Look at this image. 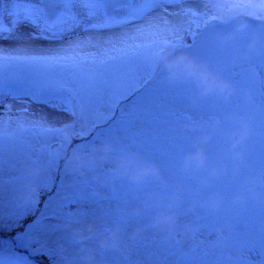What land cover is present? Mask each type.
<instances>
[{
    "label": "rangeland",
    "instance_id": "374dc122",
    "mask_svg": "<svg viewBox=\"0 0 264 264\" xmlns=\"http://www.w3.org/2000/svg\"><path fill=\"white\" fill-rule=\"evenodd\" d=\"M9 2L20 11L15 0ZM256 4L258 12H264V2ZM199 10L200 16L188 23L181 16L179 20L169 16L170 23H161L168 26L162 39L176 34L189 39L191 32L202 31L214 16L206 9ZM245 11L250 10L245 7ZM10 19L16 21L15 14ZM152 27L155 24L146 29ZM239 30L253 35L247 26ZM22 36L16 41L0 32V81L31 85L29 74L51 76L52 83L58 81L59 91L35 102L26 94L23 100L6 97L18 93L0 88V259L7 264L12 260L18 264H264V183L249 187L253 177L264 180V89L252 105L230 100L239 104L236 106L227 105L215 93L199 95L193 81H175L176 88L193 92L197 110L239 113L236 126L207 134L184 133L173 130L172 123L148 118L142 100L124 102L134 87L148 81L144 71L132 68L108 87L89 91V96L66 92L70 84L67 75L52 76L60 70L44 63L51 56L30 54L41 52L45 44L28 30ZM148 39L99 52L94 58H74L90 67L108 54L140 51L155 44ZM110 43L117 45V41ZM225 57L224 48H219L209 68L216 72L215 63ZM167 79L162 75L156 82L170 83ZM34 90L39 95L40 90ZM52 111L64 113L67 120H56ZM119 117L127 122L118 123ZM242 118L249 134L243 144L233 148ZM143 131L149 136H140ZM202 135L207 139L201 141ZM147 138L155 143L149 144ZM168 139L175 141L173 147H167ZM106 143L114 147V155L138 156L157 166L159 174L142 184L134 183L127 174H117L113 157L97 149ZM198 148L205 151L208 166L184 171L183 157ZM237 150H243L241 159L234 156ZM81 152L94 159L84 167H75L72 158ZM18 164L24 167L16 172L13 167ZM240 192L247 194L243 201L235 199ZM216 197L222 198V204L214 208L210 201ZM162 212L175 216L172 227H152ZM85 225L93 226L95 234L80 239L76 229ZM116 226L118 242L105 248L101 233ZM90 249L96 252L92 260L88 259Z\"/></svg>",
    "mask_w": 264,
    "mask_h": 264
},
{
    "label": "bare ground",
    "instance_id": "6f19581e",
    "mask_svg": "<svg viewBox=\"0 0 264 264\" xmlns=\"http://www.w3.org/2000/svg\"><path fill=\"white\" fill-rule=\"evenodd\" d=\"M118 1L123 5L127 17L133 20L132 26L134 29L124 30L127 27L125 19L121 18L110 9V5ZM128 1L133 4H143L145 2V0H110L109 2L104 0H15L17 5L25 8V11L18 14V22L12 21L5 16H1V23L4 27L3 33L9 37H20L27 30L42 31L45 29L46 24L44 19L36 14L37 11L56 16L61 20V26L57 30V34L58 36L65 38L66 41L64 40V42L56 43L43 40L41 42L45 44V49H41V52H31L30 54L42 53L52 55L54 58L51 65L57 66L60 71L68 72L67 76L69 77L70 84L67 85V90H70L71 93L73 91H79L80 94L89 96V91L96 90L99 87H108L113 80L121 78V74H124V69L135 67L144 71V75L148 76V81L142 82L132 89L131 96L128 99L129 101L136 103L138 100H142L145 103V109L151 112H154L151 109L152 105H161L159 107L162 109H164V107L184 108L185 105H187L197 115L222 118L223 121L227 120L224 117L225 113L218 109H212L209 111L197 110L195 108V99L192 91L188 92L184 97L175 98L169 95L171 92L170 90L160 93L155 89V86L151 81L156 80L157 77L162 75L167 76V73L163 69L157 68L152 63L150 59L152 53L161 49L183 51L196 58L198 61H202V63L206 64L208 67L213 63V60L209 59L210 56H205L202 45L196 39H184L180 34H176L168 40L162 39L164 33L163 29H166L168 26L162 25L157 17L154 19L152 17L142 19L135 17L131 12ZM153 1L154 10L166 11L161 14H174L178 20L182 17V21L186 23H188V19L191 18L190 20L192 21L200 16L199 9H206L205 6L202 5L205 0ZM254 5L247 6H250L251 8ZM171 11H177L179 13L176 14ZM100 12L105 13L106 17L113 21L112 27H103L99 18ZM152 24H155V27L146 29L147 27L152 26ZM88 33L93 34H91L90 37ZM134 33L140 35L137 36L134 35ZM149 35L156 36L148 39ZM87 36L88 38H86ZM144 37L155 44L146 46L144 49L138 51L145 55L142 60L135 58V51H127L121 54H108L107 60L100 59L96 63L90 65V67L74 58L78 56H81L84 59L94 58L99 52H110V49L133 43L134 40L139 42ZM108 38L113 39L110 41H117V45H112L110 41L106 42ZM114 38H117L118 40H115ZM56 40H58V38ZM127 48H130V46L125 47L124 49ZM119 55L131 56L121 61L118 59ZM215 68L223 77L232 81L236 89L234 93L237 92L235 73L240 74L246 80H250L255 77V72H258L264 79V67L256 65L244 63L235 64L232 67H229L221 62H216ZM228 69L229 71H226ZM62 74L64 73L57 72L53 75L60 76ZM77 84L81 85L77 86ZM165 86V84H162V87ZM239 91L240 90H238V93ZM218 96H220L221 101H224L225 103L231 99V97L225 99L221 95ZM30 110L33 111L31 108ZM155 112L158 113V110ZM51 114L53 118H56V120L60 122L67 120L64 119L67 118V116L62 112L52 111ZM227 118L233 117L229 115ZM223 124L224 123L222 122L215 132L222 130ZM207 145L209 148V142Z\"/></svg>",
    "mask_w": 264,
    "mask_h": 264
},
{
    "label": "clouds",
    "instance_id": "9594fccd",
    "mask_svg": "<svg viewBox=\"0 0 264 264\" xmlns=\"http://www.w3.org/2000/svg\"><path fill=\"white\" fill-rule=\"evenodd\" d=\"M258 0H205V8L214 17L224 18H242L248 15L245 11V6L254 5ZM264 2V0H261ZM244 26L243 24L241 25ZM249 54L264 52V39L255 37L248 46ZM150 59L157 67L163 69L171 81L190 80L197 87L199 95L218 94L225 99L231 97L235 92V85L232 81L223 77L218 72H213L206 64L199 62L186 52L177 50L161 49L151 54ZM191 128H196V125H190ZM249 134L247 122L241 119V127L234 133L232 147L237 148L243 144ZM207 136L202 135L201 141L206 140ZM100 152L105 156H112L117 174H127L129 178L136 184H142L149 177H155L159 174L157 166L150 162L139 158L133 154L121 153L114 155V147L111 144H103L97 146ZM244 153L243 150L234 152L237 159H241ZM94 157L88 153L81 152L72 158V163L75 167H84L93 160ZM208 166V157L203 148H198L195 151L187 153L181 162V167L184 171H199ZM264 182L260 178L253 177L249 181V187H255L258 183ZM246 193L240 192L235 199L243 201L246 199ZM212 207H220L222 198L216 197L210 201ZM175 216L168 213H160L154 219L152 227L157 229L170 228L175 224ZM119 226L114 228L106 227L101 233V243L107 248L118 242ZM95 234V229L91 225H85L76 229V235L80 239H86L89 235ZM95 250L90 249L88 259L92 260L95 257Z\"/></svg>",
    "mask_w": 264,
    "mask_h": 264
},
{
    "label": "snow or ice",
    "instance_id": "6c2138e0",
    "mask_svg": "<svg viewBox=\"0 0 264 264\" xmlns=\"http://www.w3.org/2000/svg\"><path fill=\"white\" fill-rule=\"evenodd\" d=\"M0 264H4V261L2 259H0ZM10 264H18V261L12 260L10 261Z\"/></svg>",
    "mask_w": 264,
    "mask_h": 264
}]
</instances>
